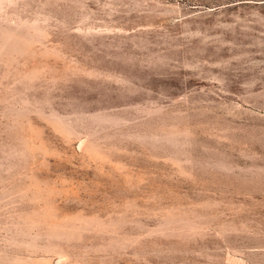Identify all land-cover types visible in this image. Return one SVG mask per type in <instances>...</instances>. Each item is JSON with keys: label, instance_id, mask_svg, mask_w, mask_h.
<instances>
[{"label": "rangeland", "instance_id": "1", "mask_svg": "<svg viewBox=\"0 0 264 264\" xmlns=\"http://www.w3.org/2000/svg\"><path fill=\"white\" fill-rule=\"evenodd\" d=\"M0 264H264V0H0Z\"/></svg>", "mask_w": 264, "mask_h": 264}]
</instances>
